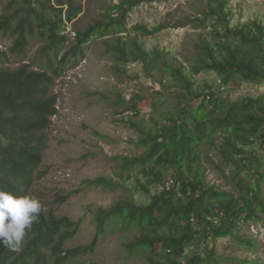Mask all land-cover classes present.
<instances>
[{
  "label": "trees",
  "instance_id": "trees-1",
  "mask_svg": "<svg viewBox=\"0 0 264 264\" xmlns=\"http://www.w3.org/2000/svg\"><path fill=\"white\" fill-rule=\"evenodd\" d=\"M83 1L8 0L0 16V31L13 38L11 53L24 56L33 40L44 43L36 55L38 69L29 63L0 67V190L29 195L58 112L51 87L95 35H113L105 47L120 65L141 62L149 75L164 73L152 101L155 113L134 122L140 136L133 146L140 154L115 157L113 177L86 181L88 187L125 193L112 206L92 211L95 231L89 244L65 247L82 220L42 210L19 251L0 245V264H62L92 252L107 227L134 231L128 246L144 253L146 264H212L217 238L234 235L242 222L264 220V94L232 101L207 83L205 91L200 89L194 78L215 72L222 86L237 79L264 83V24L254 20L231 28L230 0H208L202 13L174 25L211 24L187 68L169 52L144 48L138 33L153 35L158 28L139 24L134 37L119 34L133 8L156 0L106 6L85 29L73 27L66 48L63 31L82 12ZM7 57L0 48V64ZM170 98L175 101L166 106ZM136 107L137 102L130 104L133 111ZM208 166L229 171L233 190L210 183ZM202 245L206 253L200 252Z\"/></svg>",
  "mask_w": 264,
  "mask_h": 264
},
{
  "label": "rangeland",
  "instance_id": "rangeland-1",
  "mask_svg": "<svg viewBox=\"0 0 264 264\" xmlns=\"http://www.w3.org/2000/svg\"><path fill=\"white\" fill-rule=\"evenodd\" d=\"M7 1L0 0V16ZM119 1L84 0L82 12L75 21L67 23L63 31L69 38L66 48L74 39L73 27L85 29L106 6ZM207 2L156 0L142 3L132 9L126 20V31L119 34L134 37V27L139 24L148 30L158 28L153 35L138 33L144 48L169 52L189 68L196 58V45L200 38L208 37L211 24L207 21L198 27L191 23L174 25L182 17L202 13ZM228 7L231 28L254 20L264 24V0H230ZM112 37L95 35L85 44L83 55L69 59L51 87L58 112L52 117L47 148L29 196L39 199L42 210L47 213L82 220L77 233L66 240L65 247L89 244L95 231L92 211L108 208L124 196L122 188L88 187L86 181L99 176L113 177L115 157L142 152L133 146L140 136L134 122L149 119L155 113L152 101L161 89L158 82V77L164 75L161 71L154 70L149 75L141 62L130 61L127 65L116 62V55L107 51L104 42ZM43 44L38 39L33 40L26 55L13 54L10 51L13 38L0 31V48L8 52L7 60L0 67L16 68L29 63L31 68L38 69L36 55ZM194 79L200 89L205 91L207 83L216 93L232 101L264 94V83L237 79L222 86L215 72L199 74ZM174 101L170 98L166 106ZM135 102L137 107L133 111L130 104ZM205 174L210 183L233 190L229 171L223 173L208 166ZM67 195L62 201L61 197ZM133 234L134 231L125 228L107 227L92 252L62 264H146V255L128 246ZM248 240H253L254 246H250ZM213 245L212 264H264V220L242 222L234 235L217 238ZM198 248L206 253L203 245Z\"/></svg>",
  "mask_w": 264,
  "mask_h": 264
},
{
  "label": "clouds",
  "instance_id": "clouds-1",
  "mask_svg": "<svg viewBox=\"0 0 264 264\" xmlns=\"http://www.w3.org/2000/svg\"><path fill=\"white\" fill-rule=\"evenodd\" d=\"M41 211L39 199L0 190V245L19 251Z\"/></svg>",
  "mask_w": 264,
  "mask_h": 264
}]
</instances>
